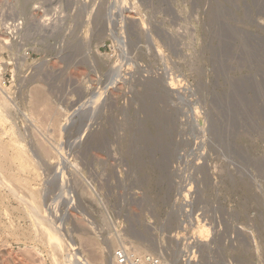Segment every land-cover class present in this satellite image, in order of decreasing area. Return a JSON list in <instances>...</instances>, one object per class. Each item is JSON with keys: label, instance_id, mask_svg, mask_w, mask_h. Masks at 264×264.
I'll list each match as a JSON object with an SVG mask.
<instances>
[{"label": "rangeland", "instance_id": "rangeland-1", "mask_svg": "<svg viewBox=\"0 0 264 264\" xmlns=\"http://www.w3.org/2000/svg\"><path fill=\"white\" fill-rule=\"evenodd\" d=\"M1 13L25 20L28 120L10 109L0 141L42 146L26 176L72 256L264 264V0H0ZM5 194L0 264H53Z\"/></svg>", "mask_w": 264, "mask_h": 264}, {"label": "bare ground", "instance_id": "bare-ground-1", "mask_svg": "<svg viewBox=\"0 0 264 264\" xmlns=\"http://www.w3.org/2000/svg\"><path fill=\"white\" fill-rule=\"evenodd\" d=\"M37 93L36 94L34 93L35 94L34 97L32 95H31L32 97H29V99L31 98V100H32L31 102L34 105H36L41 100V99L39 100L40 97H39V94L37 95ZM10 106H11V104L8 101V99L6 97H3V96L1 97L0 96V126L2 124H5V123L9 122V119H10L9 118V111L11 109ZM41 106H43V105H41ZM28 112H29V110H28ZM31 112L28 113V114H29V117H31V119L33 120L34 118H33V116H32L33 114ZM67 120H68V118L66 119L65 123L63 122V124L60 126V130H58V131H64L66 129V126L68 124ZM14 129L11 126V130H12L13 134H16L17 130L15 129L16 130L15 131ZM43 131H45V130H43ZM4 135H6L5 131L3 133V137H4ZM45 136H47V135H45ZM41 140H43V139H41ZM49 140H50V138H49ZM47 146L45 148H47ZM54 146L55 147H53V148L49 147L50 149H52L51 151H55L56 150L57 145H54ZM40 147L42 148V146H39L38 148H40ZM45 148L41 149V150H43L42 152H46ZM37 149L36 150L33 149V150H35L34 151V155H33L32 152L30 154L28 149L25 148V146L22 145L20 143V141L10 140V141H8L6 143H4V142L2 143V141H0V199L4 198L7 195V194H5V191L11 193L12 196H17L18 198L22 196L21 197L22 201H25V208L18 209L17 211L20 212L23 215H27V216L29 215L30 218L34 222V225L29 227L28 229H26V228L24 229L23 228L24 230H21L20 236H22L26 240H28V239L29 240L30 239H34V240L39 239L40 240V242L38 240L39 244L41 243V241L43 243H45V245L49 247V250H48L49 251V258L52 260L53 264H64V263H67V264H91V263H89V261L87 262L84 258L82 259L81 258L82 256H80L78 253H76V254H74V256H72V254L67 249L66 245L59 239V236H58V233H57L56 229L52 226V224L49 222V220L46 219V216L44 214V211L42 210V207H41V204H40V201H39V195H38L36 189L32 188L30 186V184H29L30 181L27 179L28 177L26 176V173L27 172L30 173L29 172V168L34 166L33 164H35V157L34 156H36V152H37V156L36 157H38V153H39V157L41 156V154H40L41 152H38ZM49 150L47 152H49ZM42 154H44V153H42ZM47 155H48V153H47ZM53 158L55 159V156ZM142 164H143V162H142ZM35 168H36V170H35ZM37 169H38L37 167H34L35 171H37ZM18 176H20V177L18 178ZM10 182H15V183L16 182H21L22 183V188L20 189V188H16V187H13V188L8 187V189H6V185H8ZM1 189L4 190V193H3V191H1ZM22 190H24V191H22ZM0 204H2V202H0ZM3 211H5V210L3 209ZM5 213H6V211H5ZM7 215H9V214L6 213V216ZM9 227H11V226H9ZM19 228H20V226H19ZM11 229H12V227H11ZM208 231H209L208 228H206L204 225H201L200 229H198L196 232H198V235L201 236V238H203V237H205V235H207L209 233ZM10 232H13V231H10ZM14 232H15V230H14ZM15 234H16V232H15ZM15 236H12V237L14 238ZM41 246H43V245H41ZM133 250L134 249H132V252L137 253L136 250L135 251H133ZM140 253L141 252H139L137 254L140 255ZM108 263L109 264H114L113 259H109Z\"/></svg>", "mask_w": 264, "mask_h": 264}, {"label": "built area", "instance_id": "built-area-1", "mask_svg": "<svg viewBox=\"0 0 264 264\" xmlns=\"http://www.w3.org/2000/svg\"><path fill=\"white\" fill-rule=\"evenodd\" d=\"M25 33V20L14 14H0V96L6 97L11 104V109L22 120H28L25 110L19 107L17 100L18 90L14 85V70L19 60H27V46L23 43ZM16 50V51H15ZM14 52H20L15 58ZM195 250L185 251L176 262L167 256L158 254L139 255L124 247H117L113 252L114 264H194ZM227 264H233L228 262Z\"/></svg>", "mask_w": 264, "mask_h": 264}]
</instances>
